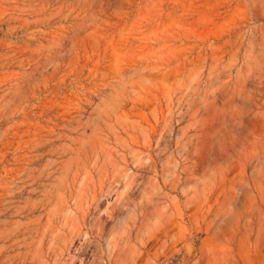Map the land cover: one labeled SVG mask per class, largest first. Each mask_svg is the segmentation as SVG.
Segmentation results:
<instances>
[{
    "label": "rangeland",
    "instance_id": "374dc122",
    "mask_svg": "<svg viewBox=\"0 0 264 264\" xmlns=\"http://www.w3.org/2000/svg\"><path fill=\"white\" fill-rule=\"evenodd\" d=\"M7 264H264V0H0Z\"/></svg>",
    "mask_w": 264,
    "mask_h": 264
},
{
    "label": "bare ground",
    "instance_id": "6f19581e",
    "mask_svg": "<svg viewBox=\"0 0 264 264\" xmlns=\"http://www.w3.org/2000/svg\"><path fill=\"white\" fill-rule=\"evenodd\" d=\"M8 256H0V264H7Z\"/></svg>",
    "mask_w": 264,
    "mask_h": 264
}]
</instances>
